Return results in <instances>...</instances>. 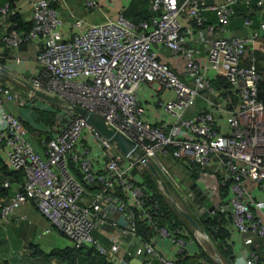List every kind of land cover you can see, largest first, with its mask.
I'll return each mask as SVG.
<instances>
[{
	"label": "built area",
	"instance_id": "2783aa9c",
	"mask_svg": "<svg viewBox=\"0 0 264 264\" xmlns=\"http://www.w3.org/2000/svg\"><path fill=\"white\" fill-rule=\"evenodd\" d=\"M26 1L31 21L26 32L6 23L8 5H0V40L13 51L24 42L40 40L35 57L39 70L29 80L34 88L83 108L132 141L135 152L154 166L182 202L194 195L187 185H179L164 156L185 166L197 164L205 170L208 184L216 185L219 176L226 191L217 193L216 212L228 218L238 234L264 235V221L254 213V208H264V202H253L247 189L251 181L264 193V103L256 98L259 74L252 54L253 44L264 35V14L258 27L244 36L212 37L214 29L223 31L231 5L238 0L208 6L215 24L205 22L203 0H151L150 7L158 13L138 22L118 12L113 18L88 23L69 11L67 24L54 6L65 7L63 0ZM84 6L99 8L97 0H85ZM181 15L196 28L194 43L205 48L203 59L189 46L192 31L177 20ZM242 23L250 26L247 15ZM159 47L184 57L183 79L158 60ZM210 72L227 84L226 90L212 85ZM143 83L152 84V91L160 94L155 98L161 109L155 121L145 117L144 101L137 94ZM197 98L204 103L201 109ZM7 102L31 110L50 106L30 91L21 94L10 89L1 82L0 73V151L9 169L23 175L20 185L5 180L1 184L11 191L0 203V224L29 200L70 245L89 247L106 257L121 248L115 242L104 246L94 236L93 231L103 227L135 242L133 252L143 256L142 264H178L175 254L195 250L177 229L153 223L157 202L134 171L137 164L146 168L142 162L121 154L79 114L56 106L62 110L57 115L59 126L41 141L38 152L32 133L6 109ZM110 206L114 215L108 214ZM117 214L123 215L124 226L116 222ZM137 217L152 227L145 241L136 234ZM249 241L246 238L244 243ZM232 264H257V255L241 248Z\"/></svg>",
	"mask_w": 264,
	"mask_h": 264
},
{
	"label": "crops",
	"instance_id": "0c3cea01",
	"mask_svg": "<svg viewBox=\"0 0 264 264\" xmlns=\"http://www.w3.org/2000/svg\"><path fill=\"white\" fill-rule=\"evenodd\" d=\"M203 1L205 5L201 9V14L205 18V22L207 24H215V15L208 6L221 5L223 0ZM63 2L65 7L60 6L59 4L55 5V7L58 9V12L64 24H67L71 21L70 17L68 16L69 11L73 13V15L84 19L82 10L85 8V0H63ZM97 2L99 4V8L94 10H97L99 12V16L102 18L100 21H102L106 18H113L118 12H120V9L129 2V0H97ZM17 9L20 10V13L24 19L30 20V6L26 0H20L17 4ZM263 14L264 0H249L248 4L243 3L242 0H238L231 5V13L228 16L223 31H217L214 29L211 36H244L258 27ZM245 15H247L250 19V26L248 27H245L242 23L243 17ZM180 18V23L184 27H189V29L192 31V34L189 35V46L196 48L197 57L203 59L205 56V48L201 44H197L196 46V44L194 43L196 28L191 23V20L184 18L182 15L180 16ZM85 21L88 22L87 20ZM40 46V40L34 38L30 41L22 43L16 51H13L11 49H6L0 40V69H3L5 72H7L3 73L0 71V73L1 80L6 86L10 87V89L14 91L20 92L21 94H25V92L28 91V89L21 82L17 81L13 76L29 82L30 78L38 73L39 64L37 63L35 57ZM258 50L264 52V35H260V37L253 44L252 51L254 52ZM15 57H19L18 62H15ZM158 60L169 65L176 72L178 77H181L182 79L185 77V59L182 55L172 56L169 54L167 49L159 47ZM259 66L261 68L264 67V61H259ZM208 75L211 79L212 85L216 87L218 84V80L216 79L218 77L214 78L213 73L211 72L208 73ZM152 88V84H140L137 89V94L138 97L144 101L147 110L145 117L148 120L155 121L161 111L157 102H155V98H160V94L154 93L152 91ZM37 106H41V102H37ZM196 106L198 107V109H201L204 106L203 101L197 98ZM6 109L11 113L19 116L22 122L30 121L34 118V113L31 109H29L28 107L24 109L18 108L14 105L13 102H7ZM32 142L34 143L35 150L41 152L42 146L37 144V142L35 143L33 140ZM3 165L7 166L3 153L0 151V168ZM10 184L16 185L12 182ZM247 187L252 195L253 202H264V193L257 188L254 182L247 181ZM212 188L214 189V191H212ZM200 189L210 195L211 202L216 206L218 202L216 185L209 184ZM2 200L3 197L0 198V203L2 202ZM199 207L200 204L198 201V205L193 210L196 217L199 214ZM254 213L262 221H264V208H262L261 210L254 208ZM224 228L229 234L228 241L232 245V248H236L237 250H239L245 247L253 250L257 255V264H264V235L259 237L254 235L249 236L248 234H238L234 230L233 226L227 221L224 223ZM107 231L111 232L112 230H109L107 227H103L101 229L93 231L94 236L99 239L100 242L102 240L105 243L103 244L101 242L104 246H108L111 242H114L116 240L115 237H113L114 241L110 238H106L104 234ZM116 235H119L118 230ZM189 236H191L190 238L192 239V242L194 241V243H196L208 257L214 259L211 254L207 253L205 246L200 242L199 238H203L201 235L196 234L191 230V235ZM246 238H249L250 241L244 243V240ZM40 239L42 240L40 241ZM115 243L121 248V250L112 255L116 256L120 261H124L126 264H131V261H133L134 264L142 263L143 256L135 255L133 252L135 248V242L133 243L132 240H128L125 237L124 241L119 240L117 242L115 241ZM30 245H36L35 251L34 248L30 249ZM189 245H192V243L190 242ZM65 246L71 245L56 228L50 225L36 211L33 203L29 200L20 204L13 211V213L8 216L6 221L0 224V264H66L60 259L46 256V253L50 249L62 248ZM122 250H126V252L128 251L130 253L124 254L122 253ZM235 250H233L234 253L237 251ZM125 257L129 258L126 259ZM107 258L110 259V257ZM134 258L137 261H135ZM218 258L220 260L219 255ZM201 262L202 264H205L202 259ZM86 263L87 261H82L81 259H78L75 262V264Z\"/></svg>",
	"mask_w": 264,
	"mask_h": 264
},
{
	"label": "trees",
	"instance_id": "16d2710c",
	"mask_svg": "<svg viewBox=\"0 0 264 264\" xmlns=\"http://www.w3.org/2000/svg\"><path fill=\"white\" fill-rule=\"evenodd\" d=\"M19 1L20 0H0V5L4 3L8 5L9 11H7L5 15L6 23L12 24V27L17 31L26 32L31 26V21L24 19L20 13V10L17 9V4L19 3ZM150 4L151 0H129V2L120 9L119 13H121L125 18L131 20L132 22L147 20L150 16L158 13V10H153L150 7ZM252 54L254 56V59L256 58L255 68L259 74V80L256 86V98L260 102L264 103V67L261 68L259 66V61H264V52L258 50L252 52ZM179 78L182 79L181 77ZM216 80H218L217 86H221L226 90L227 84L221 78H217ZM1 82L3 83L2 80ZM226 92V94H229L228 91ZM32 111L34 113V118L30 121H23V125L28 129L29 132L33 133L32 135L34 137V142H37V144L42 146L41 141H47L57 130L59 126V123L57 122V115L61 113L62 110L50 105L45 107L33 108ZM167 161L170 165L175 162L176 164L178 163L177 161L170 160L169 158L167 159ZM178 164L181 167L185 166L180 163ZM69 167L72 173H74V175L79 178V172L77 170H73V166L71 163H69ZM137 167L138 169H135L134 171L139 172L141 183L149 191H152L151 196L157 202L158 208L156 214L153 217V223L158 226H164L169 230L177 229L179 236L181 235L188 240L191 239V236H189L191 235V229L189 228L186 220L180 214H178L172 208L170 203L164 198L150 172L140 164H137ZM185 167L183 168L188 172L187 180L184 181L185 185L195 183L196 186L200 188L209 185L206 182V175L203 173V171L205 170H202L197 164H190L189 167ZM0 170V198H4L9 194L11 188L10 186L3 187L1 185L2 182L5 180L8 183L12 182L16 185H20L23 179V175L20 171L10 170L9 167L4 165L1 166ZM215 179L216 180L214 181V184H216L218 195L221 192L224 193L226 191V184L222 186L219 185V176H216ZM164 182L167 188L174 195V197L176 199H179L178 194L173 190V188L165 180ZM86 188L90 189L87 186ZM212 191H214L213 188ZM188 204L191 203H181L186 212L196 218V216L191 213L192 210L191 207L187 206ZM226 221L230 224L229 219L224 217V215H222L218 211L214 215L204 216L200 219H197L200 227L204 230L205 233L209 235V238L211 239L222 262H224V264H232V258L234 256L233 250H235L236 248H232V245L228 241L229 234L224 228V223ZM183 233L184 235H182ZM136 234L142 241L147 240L152 234L151 225L146 223L140 217H137ZM101 242L105 244L102 240ZM194 245L195 250L193 252H188L186 250L175 254V261L178 264H202V259L205 262L207 261L209 264H217L213 262L196 243H194ZM32 248H34L35 251L36 245H30V249ZM46 256L60 259L66 264H75L78 259L87 261L86 264H111L109 258L98 254L96 251L89 247H73L71 245L62 248H52L46 253ZM125 258L127 259L129 257Z\"/></svg>",
	"mask_w": 264,
	"mask_h": 264
},
{
	"label": "water",
	"instance_id": "95a60500",
	"mask_svg": "<svg viewBox=\"0 0 264 264\" xmlns=\"http://www.w3.org/2000/svg\"><path fill=\"white\" fill-rule=\"evenodd\" d=\"M0 71L3 73H7L3 69H0ZM8 77H10V76H8ZM13 77L17 81L21 82L28 89V91L32 92L35 96H37L41 100L49 103L52 106H56V107L61 108V109H64V108L70 109V110L74 111L75 113L79 114L80 116L85 118V120L101 136H103L105 139H107L109 142H111L113 144V146L121 154H123L124 156H131L133 158L138 159L140 162H142L144 164V166L146 167V169L152 175L155 183L157 184V187L160 189V191L162 192L164 197L166 199H168V202L170 204H172L174 206V208L177 210V212L186 220V222H187L188 226L191 228V230L196 234H201V236L203 238H206V233L198 224L197 219H200L204 216L214 215L216 213V207L211 202V198H210V195L208 193H206L205 191H203L202 189L197 187L195 183H190L188 185V188L190 189V191L193 193V195L195 196L197 201H199V204H200V207L198 209V212H199L198 216L196 218L193 217L188 212H186L185 210H183L177 206L175 198L172 196V194L168 190L166 184L164 183L163 179L159 175L158 171L144 157L138 155L135 152L136 147L132 141L128 140L122 134L116 132L115 130L106 127V125L104 124V122L100 118H98L97 116L87 112L83 108H81L77 105L71 104V103L65 104V102H63L62 100H59L56 97H53L49 94L44 93L41 90L34 88L29 82L24 81L22 79H19L16 76H13ZM108 214L114 215V208L112 206H110ZM115 220L120 226H124L125 222H124V218H123L122 214H117L115 217ZM213 251H214V256H215L213 258L219 264H222L219 261V258H218L216 251L214 249H213ZM110 261L112 264H126L124 261H120L114 255H112L110 257ZM135 261H137V260L135 259ZM131 264H134L133 261H131Z\"/></svg>",
	"mask_w": 264,
	"mask_h": 264
},
{
	"label": "rangeland",
	"instance_id": "374dc122",
	"mask_svg": "<svg viewBox=\"0 0 264 264\" xmlns=\"http://www.w3.org/2000/svg\"><path fill=\"white\" fill-rule=\"evenodd\" d=\"M89 9H86V8H84L83 10H82V15H83V17H84V19L85 20H87L88 22H90V23H95V22H98V21H100L102 18L99 16V12L97 11V10H89ZM177 20L180 22L181 21V18H180V16H178L177 17ZM65 115H67V114H65ZM33 141H34V139H32ZM164 158V163H166V165H167V167L169 168V170L171 171V173H172V175L176 178V180L178 181V183H179V185H185V183H184V181L185 180H187V175H188V172L187 171H185V169L183 168V167H185V166H180L178 163L176 164V162L175 163H172V165H170L169 163H168V161H167V159H168V157L167 156H164L163 157ZM186 168V167H185ZM187 169V168H186ZM187 184V183H186ZM189 185V184H188ZM187 185V186H188ZM169 190V189H168ZM170 191V190H169ZM162 193V192H161ZM170 193H171V191H170ZM172 194V193H171ZM163 195V194H162ZM164 196V195H163ZM172 196L174 197V195L172 194ZM165 198V197H164ZM175 198V197H174ZM166 199V198H165ZM167 201H168V199H166ZM175 201H176V203H177V206L179 207V208H181V209H183V210H185L183 207H182V205H181V203H182V199H180V197H179V199H176L175 198ZM183 203H191V204H188L187 206H189V207H191V210L193 211L195 208H196V206L198 205V201H197V199L195 198V196H194V198H190L189 199V201L188 202H183ZM171 206H172V208L177 212V210L174 208V206L172 205V204H170ZM186 211V210H185ZM191 211V213L193 214V215H195L193 212ZM178 213V212H177ZM179 214V213H178ZM117 234V230H112L110 233H109V238L111 239V240H113V237H115L116 238V242L117 241H119V240H123L124 241V238H122V236H120V235H116ZM42 239H40V241H41ZM199 240H200V242L205 246V249H206V251H207V253L208 254H211L212 255V257H215L214 256V251H213V247H214V245H213V243H212V241H211V239L209 238V235L206 233V238H199ZM114 241V240H113ZM114 241V242H115ZM212 245V246H211ZM212 247V248H211ZM214 250H215V247H214ZM218 255V254H217ZM210 258V257H209ZM213 262H215V263H217V264H219L216 260H214V259H212V258H210ZM220 261V263H224V262H222V260L220 259L219 260ZM204 263L205 264H209L207 261L205 262L204 261Z\"/></svg>",
	"mask_w": 264,
	"mask_h": 264
},
{
	"label": "bare ground",
	"instance_id": "6f19581e",
	"mask_svg": "<svg viewBox=\"0 0 264 264\" xmlns=\"http://www.w3.org/2000/svg\"><path fill=\"white\" fill-rule=\"evenodd\" d=\"M199 235H201V234H199Z\"/></svg>",
	"mask_w": 264,
	"mask_h": 264
}]
</instances>
